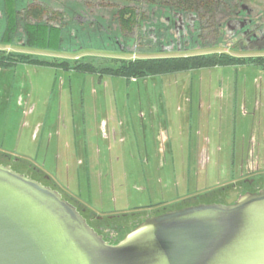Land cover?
Listing matches in <instances>:
<instances>
[{"label": "rangeland", "instance_id": "obj_1", "mask_svg": "<svg viewBox=\"0 0 264 264\" xmlns=\"http://www.w3.org/2000/svg\"><path fill=\"white\" fill-rule=\"evenodd\" d=\"M57 1L49 0L51 6H45L42 19L49 25L67 26L71 34H62L58 44L35 42L36 40H26L24 45L12 43V40L8 44L0 43V56L3 53H25L40 60L61 63L70 61L71 65L88 62L95 70L79 73L57 66L20 62L10 68L0 66V151L31 160L42 165L51 174L58 172L63 178L69 170L72 187L77 186L78 174L81 173L80 182L84 195H89L90 205L101 214L127 213L135 209L170 204L217 184L223 172L215 163L210 164L207 169H194L192 173L188 171L186 165L189 141L181 133L188 130V125L187 129L183 125L190 120L195 124L203 116V120L208 119L211 126L216 128L215 132L209 133L213 143L223 146H226L232 133L239 141L245 135L250 137L253 117L241 113L239 101L235 105L234 101L240 94L239 89L247 90L249 99H254L260 91L264 95V90L258 91L255 87L258 83L264 85V60L258 57L264 55V47L261 50L243 49L234 42L236 40L227 38L226 23L235 20L233 17L225 20L217 39L207 35L201 42L192 40L178 45V33L173 24L167 25V31L158 33L154 39L151 28L143 23H137L131 30L121 29L113 7L106 13L102 12L107 23L100 24L113 32L112 37L118 36L119 42L113 40L112 44H104L105 39L97 43L87 42V39L83 42L75 34L74 23H65L60 14L62 9L72 4V0ZM243 2L261 14L256 19H264V0H244L240 4ZM99 16L101 15L97 18ZM84 25H88L84 26L85 29L90 26L89 23ZM142 28L146 33L144 38L140 37L143 34ZM91 30L93 31L85 33V36L94 37L97 30ZM71 36H74V44L69 43ZM169 38L174 40V44ZM211 52L259 58L258 62L255 61L259 65L172 71L142 76L140 79L121 73L120 70L123 65L139 59ZM135 79L138 80L134 81ZM82 99H105L116 105L130 103L136 122L137 139L129 147H133L132 154H129L126 143L120 146L112 141V150L108 151V143L103 142L105 140L101 136L90 134L86 130L79 131L77 135L74 133V119L70 117L69 107L72 100L78 105V101ZM199 100L205 103L202 116L197 111L196 103ZM208 102L212 106L211 115L206 113ZM75 118L77 124L95 126L89 116L85 122L82 121V116L76 115ZM203 123L202 131L207 132ZM160 127L170 131L165 155L160 150ZM42 136H48V140L52 136L53 145L48 154L45 153ZM82 138L99 144L101 153L94 155L92 148L90 165L80 166L78 171L77 164H74L76 157L72 156L75 154L73 143L77 140L81 142ZM67 142L72 144L70 159H56L54 145L59 143L63 150ZM194 143L195 141L192 146Z\"/></svg>", "mask_w": 264, "mask_h": 264}, {"label": "water", "instance_id": "obj_2", "mask_svg": "<svg viewBox=\"0 0 264 264\" xmlns=\"http://www.w3.org/2000/svg\"><path fill=\"white\" fill-rule=\"evenodd\" d=\"M0 264H264V190L149 217L111 244L59 192L0 164Z\"/></svg>", "mask_w": 264, "mask_h": 264}, {"label": "flooded vegetation", "instance_id": "obj_3", "mask_svg": "<svg viewBox=\"0 0 264 264\" xmlns=\"http://www.w3.org/2000/svg\"><path fill=\"white\" fill-rule=\"evenodd\" d=\"M53 1L58 2L57 0ZM30 4L41 6V4L51 3H49V0H0V43L8 44L11 40L13 41H11L12 43H22L23 45L26 43V23L38 22L32 15L28 16L29 20L27 19V7ZM260 16L261 14L256 12L255 8L243 2L232 16L235 20H230L226 23L228 27L226 37L231 38L232 41L236 40L234 42L243 49L261 50L264 47V19H256V17ZM167 24H173L175 29H177L178 36L176 37V43L178 45H183L192 40L198 43L207 38L205 37L201 23ZM223 24L218 23L217 28L211 31V36L214 39L218 38L217 34L220 33ZM108 38L110 40L113 38L112 40L119 42L118 36L112 37L108 35ZM153 38L155 39L156 36L153 35ZM169 39L174 44V40L172 38ZM5 55H11V53ZM259 56L264 57V55ZM136 80L138 79L134 81ZM235 85L237 87V84L233 86ZM255 87L258 91L259 89L264 90V85L262 84L258 83ZM199 92H202V90ZM238 92L240 94L236 96L234 105L235 102L239 101L241 113L245 116L251 115L254 120L250 128V137H246L245 135L239 141L238 137L232 133L226 146L220 143L214 144L209 133L215 132L216 128L213 125L211 126L209 121H207L208 119H202L205 103L199 100L196 103L198 107L197 111L202 117L195 124L193 120L186 122L183 126L187 129L186 125H188V130L184 133L181 131L187 141H189L187 148L188 165L186 166H188V171L192 173L194 169H207L210 164L215 163L220 167L223 175L217 184L207 188L205 191L170 204L135 209L127 213L101 214L90 205L89 195H84V190L80 182L81 173L78 174L77 186L72 187L69 170L63 178L56 171L54 174H51L42 165L2 151H0V164L9 166L15 172L59 192L65 200L78 209L88 224L101 234L107 242L115 244L119 242L118 237L124 234L130 226H137L149 217L157 216L170 210L200 204H231L248 193H259L264 190V95L260 91V94H257L254 99L252 97L249 99L247 90L239 89ZM131 108L130 103L126 102L122 105H116L113 101L105 99L94 101L82 99L78 101V105L72 100L69 107V114L71 113L70 117L74 119L72 126L76 135L79 131L86 130L90 134L97 135L98 137L101 136L105 140L103 142L108 143L106 148L108 151L112 150V141L120 146L126 143L127 149L130 151L129 154H132L133 147L130 149L129 147L133 143H136L137 139L135 135L136 122ZM207 112L208 115L212 114V106L210 103L206 106ZM76 115L82 116V121L84 120V122L86 117L89 116L95 126L86 123H83L86 126L82 125V123H75ZM202 122H204L203 124L207 128V132L202 131ZM58 131V134H60L59 127ZM220 132H222L221 129ZM41 139L45 143V153L48 154L53 145L52 136H50L49 140L48 136H42ZM80 141L77 140L73 143V152L75 154H72V156L76 157L74 164H77L78 171L80 166L90 165L89 155L92 152V148L94 155L101 153L99 144L95 142L91 143L89 139L84 141L83 138ZM159 141L161 142L160 150L165 155L166 145L170 141L169 129L160 127ZM193 141L195 143L192 146ZM71 145L70 142H67L62 150L59 143H56L53 148L54 151L56 150L54 154L56 159L62 157L70 159L72 153ZM218 156H223V158ZM214 157L217 158L214 159Z\"/></svg>", "mask_w": 264, "mask_h": 264}, {"label": "trees", "instance_id": "obj_4", "mask_svg": "<svg viewBox=\"0 0 264 264\" xmlns=\"http://www.w3.org/2000/svg\"><path fill=\"white\" fill-rule=\"evenodd\" d=\"M241 1L244 0H72V4L62 9L63 11L60 14H62V20L65 23H74L75 27L73 26V28L79 38L83 40L87 39V42L91 41L95 43L105 39L104 44H112L113 38L110 40L108 35H111L113 32L107 26H104V24H100L107 23V18L104 13L112 7L115 8L116 20L120 23L121 29L123 30H131L138 25L137 23H143L144 26L148 25L151 28L152 36H156L160 32L165 33V30L167 31V23L190 22L201 23L206 37L207 35L211 36V31L217 28L218 23H224L227 18L233 16ZM49 5L51 6V4L41 6L30 4L27 7V19L29 20L28 16L32 15L38 20L37 23H26V40L28 42L36 40L35 42H53L58 44L60 43L61 37H63L62 34L66 33L65 36L71 34L68 32L70 28H67V26L49 25L46 20L42 19V15H44L46 10L45 8L50 7ZM98 15L101 16L97 18ZM86 23H89L91 27L89 26L88 29H85L84 26H88L84 25ZM93 28L99 34H96V32L93 35L94 37L85 36V33L93 31L91 30ZM142 29L143 34L140 37L144 38L143 35H146V33L144 28ZM69 39H71L69 43L74 44V36L69 37ZM32 56L25 53L18 55L14 53H11V55L4 54L0 56V66L12 67L20 62L41 66H57L61 69L74 70L79 73L95 70L88 62L71 65L70 61H62L61 63L60 61L40 60ZM262 58L264 60V57ZM258 59L254 57H237L226 52H211L157 59H139L130 62V64L123 65L120 70L121 73L130 74V77L134 76L140 79L142 76L163 74L172 71L199 70L230 65H259L257 63ZM128 70H131V72ZM134 227L136 226H130L124 234L118 237V241H121Z\"/></svg>", "mask_w": 264, "mask_h": 264}]
</instances>
